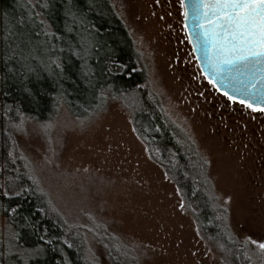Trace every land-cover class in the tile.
I'll use <instances>...</instances> for the list:
<instances>
[{
  "label": "rangeland",
  "instance_id": "obj_1",
  "mask_svg": "<svg viewBox=\"0 0 264 264\" xmlns=\"http://www.w3.org/2000/svg\"><path fill=\"white\" fill-rule=\"evenodd\" d=\"M110 2L134 42L146 86L206 162L232 233L264 252V112L228 99L203 78L181 0ZM10 135L20 170L53 215L80 227L98 264L109 263L91 229L117 238L137 264H226L149 157L130 111L108 93L91 115L73 118L60 103L50 120L15 121ZM15 242L0 209L1 247L14 253Z\"/></svg>",
  "mask_w": 264,
  "mask_h": 264
},
{
  "label": "trees",
  "instance_id": "obj_2",
  "mask_svg": "<svg viewBox=\"0 0 264 264\" xmlns=\"http://www.w3.org/2000/svg\"><path fill=\"white\" fill-rule=\"evenodd\" d=\"M104 93L130 111L149 157L226 264H264V252L232 233L206 162L146 86L134 42L110 0H0V209L16 233L14 253L0 244V264H98L80 227L53 215L20 170L10 133L23 118L50 120L60 103L73 118L91 115L102 108ZM88 233L103 245L109 264H137L117 238Z\"/></svg>",
  "mask_w": 264,
  "mask_h": 264
},
{
  "label": "snow or ice",
  "instance_id": "obj_3",
  "mask_svg": "<svg viewBox=\"0 0 264 264\" xmlns=\"http://www.w3.org/2000/svg\"><path fill=\"white\" fill-rule=\"evenodd\" d=\"M181 8L185 9L186 19L190 15L193 18V36L201 42L200 47L214 74L220 75L225 69H231L241 75L248 74L247 83L253 88L257 83H264V71L261 70L264 69V0H193L190 10L186 0H181ZM257 74L259 79H256ZM40 240L44 244L52 243L44 236ZM259 247L264 249V243ZM42 250L37 248L35 254L39 255Z\"/></svg>",
  "mask_w": 264,
  "mask_h": 264
},
{
  "label": "water",
  "instance_id": "obj_4",
  "mask_svg": "<svg viewBox=\"0 0 264 264\" xmlns=\"http://www.w3.org/2000/svg\"><path fill=\"white\" fill-rule=\"evenodd\" d=\"M192 3L193 0H186V5L189 10L191 9ZM183 10L185 11V9ZM183 24L187 40L191 45L198 68L206 82L218 93L227 98L229 96L233 97L231 100L234 102L246 107L251 104L252 107H248L251 109H264V83H257L256 87L253 88L247 83L250 78L248 74L241 75L240 72L231 69H225L220 75L214 74L209 68V61L205 51L200 47L201 42L196 40L193 36L195 25L193 24L191 15L187 19L183 15ZM190 37L192 38L190 39ZM261 70L264 71V69ZM256 79H259V74H257ZM210 81L212 82L210 83Z\"/></svg>",
  "mask_w": 264,
  "mask_h": 264
}]
</instances>
